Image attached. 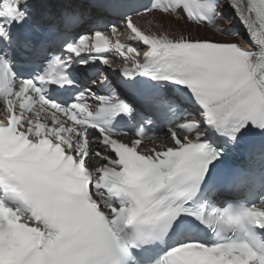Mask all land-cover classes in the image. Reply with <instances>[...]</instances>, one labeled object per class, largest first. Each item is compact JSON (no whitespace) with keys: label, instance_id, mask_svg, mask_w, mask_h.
Wrapping results in <instances>:
<instances>
[{"label":"snow or ice","instance_id":"obj_1","mask_svg":"<svg viewBox=\"0 0 264 264\" xmlns=\"http://www.w3.org/2000/svg\"><path fill=\"white\" fill-rule=\"evenodd\" d=\"M0 109V264H264V0H0Z\"/></svg>","mask_w":264,"mask_h":264},{"label":"bare ground","instance_id":"obj_2","mask_svg":"<svg viewBox=\"0 0 264 264\" xmlns=\"http://www.w3.org/2000/svg\"><path fill=\"white\" fill-rule=\"evenodd\" d=\"M151 21L153 30H157L156 26H162L163 29L170 33L181 34L187 33L189 30L193 35H207L220 37L214 30L207 28H197L196 25H188L183 20H176L174 17L162 16L157 14L155 17H147L143 19V24L147 25Z\"/></svg>","mask_w":264,"mask_h":264}]
</instances>
